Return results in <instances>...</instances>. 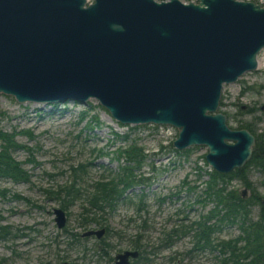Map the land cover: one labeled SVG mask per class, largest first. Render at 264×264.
Masks as SVG:
<instances>
[{
  "label": "water",
  "instance_id": "water-1",
  "mask_svg": "<svg viewBox=\"0 0 264 264\" xmlns=\"http://www.w3.org/2000/svg\"><path fill=\"white\" fill-rule=\"evenodd\" d=\"M262 49L264 6L248 0H0V93L19 103L93 98L118 123L173 126L172 145L206 146L218 173L251 157L254 135L230 129L218 108L223 85L257 69ZM52 213L64 227L65 211ZM137 256L125 250L111 264Z\"/></svg>",
  "mask_w": 264,
  "mask_h": 264
},
{
  "label": "rangeland",
  "instance_id": "rangeland-1",
  "mask_svg": "<svg viewBox=\"0 0 264 264\" xmlns=\"http://www.w3.org/2000/svg\"><path fill=\"white\" fill-rule=\"evenodd\" d=\"M248 1L264 5V0ZM257 61V69L223 85L218 111L226 115L230 129H241L239 123L247 122L256 133L264 131V49ZM249 107L253 109L250 112L246 111ZM112 130L119 136L130 132L131 140L113 138ZM0 132L21 145L11 150V155L30 175L28 182L0 178V188L8 190L6 197L0 198V224L16 231L0 237V264H111L116 253L138 250L135 244L147 259H134L132 264H220L218 251L194 248V231L188 227L212 207L209 200L196 201L204 198L201 192L208 180L206 171L211 169L205 160L207 147L176 149L172 143L177 128L118 123L93 98L83 104L72 100L19 103L11 95L0 93ZM130 141L147 155L139 171L143 188H136L141 201L136 196L132 202H121L103 215L106 226L91 224L83 229L82 196L65 211L66 224L58 228L52 209L60 207L59 201L51 198L47 190L68 181L70 167L79 163L86 166L82 174L86 188L116 172L123 161L116 158L119 149ZM248 174L264 197V174L252 166ZM229 186L245 190L246 197L250 196V190L239 181L234 180ZM258 212V205H254L251 216L256 219ZM86 217L83 221L90 214ZM102 227L105 233L99 239L95 235L82 236L89 229ZM65 229L79 234V245L71 243L73 238L67 236ZM238 233L236 225L222 223L210 242L234 238ZM102 246L107 247L108 255L102 253Z\"/></svg>",
  "mask_w": 264,
  "mask_h": 264
},
{
  "label": "trees",
  "instance_id": "trees-1",
  "mask_svg": "<svg viewBox=\"0 0 264 264\" xmlns=\"http://www.w3.org/2000/svg\"><path fill=\"white\" fill-rule=\"evenodd\" d=\"M251 110L253 109L249 107L246 111ZM239 125L240 128L248 129L255 137L252 155L240 169H234L225 174L212 169L206 171L208 180L201 192L204 198H198L196 201L209 200L212 202V207L202 219L192 222L188 227L194 231V248L209 247L218 251L221 256L220 264H264V197L253 186L248 174L251 166L264 174V131L256 133L251 124L247 122L239 123ZM115 133L111 131L113 138L131 140L130 132H125L121 136ZM0 140L2 142L0 144V178L28 182L30 175L28 176L11 155V150L21 145L13 143V138L4 132H0ZM187 152L188 150L184 151V153ZM146 156L143 148L134 141H130L127 147L119 149L116 158L118 160L123 158V161L116 172H110L106 177L99 178L86 188L82 179L86 166L79 163L77 166L70 167L68 181L54 189L47 190V193L51 195V198L59 201V206L64 211H67L77 199L85 196V205L81 207L83 211L81 227L84 229L91 224L106 226L103 224L105 220L102 219L107 211L114 210L121 202H132L136 196L141 201L142 195H136V188L144 183L139 171ZM234 180L249 189L250 196L246 197V193L243 196L242 191L229 186ZM7 192L6 188H0V198H5ZM13 196L18 197L16 194ZM254 205L259 207L256 219L251 216ZM87 214H90V217L83 221L87 218ZM211 220L213 222H210ZM222 223L236 225L239 230L238 235L217 243L210 242L211 235L220 228ZM65 231L67 236H72L71 243L79 245V234L69 233L67 229ZM15 232L11 226L0 224L1 238L14 235ZM134 247L140 249L137 244ZM146 259L145 257L144 260Z\"/></svg>",
  "mask_w": 264,
  "mask_h": 264
},
{
  "label": "flooded vegetation",
  "instance_id": "flooded-vegetation-1",
  "mask_svg": "<svg viewBox=\"0 0 264 264\" xmlns=\"http://www.w3.org/2000/svg\"><path fill=\"white\" fill-rule=\"evenodd\" d=\"M242 191H243V190H242ZM106 248H107V247H105V246H102V247H101L102 253H103L104 255H108V251H107ZM137 251H138V256L135 257V258H129V264H132L131 260H134V259H139V258H140L141 260H144V258H145L144 254H143V253L140 254V251H139V250H137ZM119 253H121V252H119ZM85 254H87V252H85ZM116 254H118V253H116ZM116 254L114 255L113 262H114V260H115V256H116ZM84 257H86V255H85ZM113 262H112V263H113ZM133 263H134V262H133Z\"/></svg>",
  "mask_w": 264,
  "mask_h": 264
}]
</instances>
